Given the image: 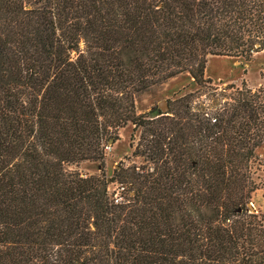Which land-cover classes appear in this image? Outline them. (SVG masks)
Here are the masks:
<instances>
[{"label": "trees", "instance_id": "1", "mask_svg": "<svg viewBox=\"0 0 264 264\" xmlns=\"http://www.w3.org/2000/svg\"><path fill=\"white\" fill-rule=\"evenodd\" d=\"M262 52L264 0H0V264H264V90L135 111L184 74L210 89V57Z\"/></svg>", "mask_w": 264, "mask_h": 264}, {"label": "rangeland", "instance_id": "2", "mask_svg": "<svg viewBox=\"0 0 264 264\" xmlns=\"http://www.w3.org/2000/svg\"><path fill=\"white\" fill-rule=\"evenodd\" d=\"M205 78L211 82L210 89H197L188 74L178 76L171 79L157 87L152 88L149 92L144 93L136 98L135 111L136 114L141 115L149 112L151 109L163 113L159 107L162 103H168L175 97L181 94L198 93V101H209V93L221 92L226 86L233 85L235 88H241V84L247 89L257 91L264 90V86L258 87L257 85H264V53L254 56V58L245 62L241 58L231 57H210L207 60ZM198 90V91H197ZM205 92V93H204ZM234 91H227L228 96L232 95ZM222 103V101H220ZM133 135L135 141L138 137V132H133V127L128 124L123 129L118 131V140L112 144L108 143L110 150L105 153L104 157V173L106 177L112 175L113 169L119 162H123L124 158L130 157L131 150L129 149L130 136ZM264 148V142L261 148ZM261 148L257 151V159L253 165L255 171L254 181L256 182L258 190L254 193L249 203L248 208L253 211L264 214V174L260 168L264 166V153ZM138 162V161H136ZM83 176L98 175L99 170L97 164L82 163L77 166L71 167ZM114 188L111 186L110 190ZM254 212V211H253Z\"/></svg>", "mask_w": 264, "mask_h": 264}, {"label": "water", "instance_id": "3", "mask_svg": "<svg viewBox=\"0 0 264 264\" xmlns=\"http://www.w3.org/2000/svg\"><path fill=\"white\" fill-rule=\"evenodd\" d=\"M159 107L161 108V111H162L163 113L167 112V103H166V102L160 104Z\"/></svg>", "mask_w": 264, "mask_h": 264}, {"label": "crops", "instance_id": "4", "mask_svg": "<svg viewBox=\"0 0 264 264\" xmlns=\"http://www.w3.org/2000/svg\"><path fill=\"white\" fill-rule=\"evenodd\" d=\"M264 52H262V54H263ZM261 54V53H260ZM258 87H261V86H264V85H262V83L261 84H259V85H257ZM261 150L263 151V153H264V148L262 147L261 148ZM260 170H261V172L264 174V166H262V169L260 168Z\"/></svg>", "mask_w": 264, "mask_h": 264}, {"label": "built area", "instance_id": "5", "mask_svg": "<svg viewBox=\"0 0 264 264\" xmlns=\"http://www.w3.org/2000/svg\"><path fill=\"white\" fill-rule=\"evenodd\" d=\"M110 150V146L107 144L105 147H104V152L106 153L107 151ZM254 212H256L255 210H253Z\"/></svg>", "mask_w": 264, "mask_h": 264}]
</instances>
